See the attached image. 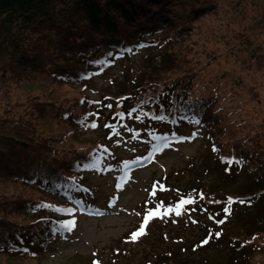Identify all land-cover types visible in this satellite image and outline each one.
Wrapping results in <instances>:
<instances>
[{
	"label": "trees",
	"instance_id": "obj_1",
	"mask_svg": "<svg viewBox=\"0 0 264 264\" xmlns=\"http://www.w3.org/2000/svg\"><path fill=\"white\" fill-rule=\"evenodd\" d=\"M231 1L237 24L252 22L229 39L216 34L228 51L237 40L251 43V36L264 35V3L255 1L253 9L250 0ZM218 3L0 0V264L42 262L57 229L47 208L75 176L82 177L83 166L110 154L107 146L123 134L132 140L180 135L188 137L185 144L198 138L215 154L212 164L202 159L199 169L217 168L216 182L196 174L153 198L158 210L175 211L180 199L191 202L171 225L182 224L183 235L171 237L162 254L145 257L144 264H264V149L255 138L224 151L220 141L229 125L217 106L219 89L200 100L192 96L194 22L222 15ZM262 47L252 53L260 71ZM64 86L75 93L68 97ZM183 122L193 125L184 134ZM163 126L168 131H160ZM133 127L138 132L120 133ZM82 132H99L102 139L55 154V141L64 144L67 135Z\"/></svg>",
	"mask_w": 264,
	"mask_h": 264
},
{
	"label": "rangeland",
	"instance_id": "obj_2",
	"mask_svg": "<svg viewBox=\"0 0 264 264\" xmlns=\"http://www.w3.org/2000/svg\"><path fill=\"white\" fill-rule=\"evenodd\" d=\"M255 1L264 3V0H250L252 8ZM232 5L231 0H219L218 10L222 15L194 22L197 31L193 37L192 65L197 67V75L192 96L200 100L216 94L214 90L219 89L220 101L217 106L223 107L225 123L229 125L226 133L228 135L220 141L224 151L233 150L255 138H258L264 149V71H260L252 60V53H256L253 50L257 46L263 44L264 49V35L259 33L258 36H251V43L237 40L234 42L236 47L230 51L224 43L217 42L216 34L226 35L229 39L236 32L249 27L248 24L252 22L243 20L242 25H238ZM257 8L259 10V5ZM213 53L217 55L215 60H205L208 54ZM101 82L97 81L98 84ZM231 88L232 93L229 94ZM60 90L68 97L75 93L68 86ZM17 113L22 114L23 111ZM96 137L102 139L99 132L67 135L64 144L55 141V154L61 156L64 151H71V148L80 149ZM199 143L200 140L197 139L192 143L170 146L159 152L153 162L133 171L118 190L113 185L116 181L115 173L112 172L114 169L108 163L103 164L98 173H87L85 181L93 192L92 196L87 197L91 206L105 207L107 199L118 193V197L110 203V211L101 217L79 216L75 229L59 237L41 263H36L34 259L19 261L22 264H88L91 257L97 256L103 264H109L106 263L107 254H113V251H119L116 255L119 264H144L145 257L155 259V254L161 255L162 248L173 242L171 237L183 235V227H169L172 219L154 224L155 221L152 220L155 218L152 217L147 223L151 226L148 234L147 225L145 232L135 241L131 240L130 234L143 223L142 213L150 207V203L154 205L153 198L156 194L167 195V186H182L183 180L186 181L196 174H203L199 177L216 182L218 176L214 174L217 173V168H210V173L199 169L202 159H205L206 164L207 160L212 164V157L215 156L209 145L203 148ZM136 147L137 150L144 149L139 144ZM116 154L120 158H126L132 153L129 148L120 146L117 147ZM165 180L167 183H163ZM203 183L205 184V179ZM13 220L19 222L21 218L13 217ZM249 221L251 223L252 219ZM227 229L225 232L228 233ZM233 235H237L235 230ZM95 252L97 255H94Z\"/></svg>",
	"mask_w": 264,
	"mask_h": 264
},
{
	"label": "snow or ice",
	"instance_id": "obj_3",
	"mask_svg": "<svg viewBox=\"0 0 264 264\" xmlns=\"http://www.w3.org/2000/svg\"><path fill=\"white\" fill-rule=\"evenodd\" d=\"M93 127H95V125H93ZM191 201L190 200H185V199H181L180 202L178 204H176L175 206V212L177 215L180 214V211H181V206L183 204H187V203H190ZM229 202H231V198H229ZM241 203H243L241 201ZM158 208L159 206H157V210H149L147 214L144 215L143 217V223L139 226V228L135 231H132L131 234H130V238L131 240L135 241L138 237H140L144 232H145V226L147 225L148 221L153 217V216H157V215H160L159 211H158ZM68 211H71V209H69ZM173 211L172 208H169L166 210V212H171ZM224 211L227 212L228 209L227 208H224ZM221 224L224 223V221H219ZM73 223L72 220H68L66 221V226L67 225H71ZM214 235L218 236L220 235L219 232L215 233ZM209 241L208 240H203L202 243L204 244H207ZM95 264V262H94Z\"/></svg>",
	"mask_w": 264,
	"mask_h": 264
}]
</instances>
